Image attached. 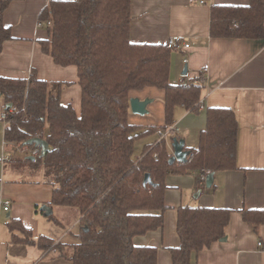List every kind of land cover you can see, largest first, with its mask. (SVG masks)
Wrapping results in <instances>:
<instances>
[{"label": "trees", "instance_id": "1", "mask_svg": "<svg viewBox=\"0 0 264 264\" xmlns=\"http://www.w3.org/2000/svg\"><path fill=\"white\" fill-rule=\"evenodd\" d=\"M10 0H2L0 53L11 30L3 24ZM39 19L52 22L42 51L60 66H76L82 87L81 112L61 102L63 84L0 75L5 100V141L16 149H37L25 143L42 138L49 144L35 160L12 157L19 169L43 177L52 186L48 205L77 208L79 231L72 242H57L10 217L12 242L33 245L72 264H157L155 247L136 246L133 239L163 227L166 177L237 169L238 119L224 107L206 110V127L184 162H170L166 141L148 143L135 157V143L175 123L177 106L197 113L205 82L173 83L171 60L177 50L168 43H136L130 39L131 0H50ZM212 38L250 39L264 43V0L247 5L211 7ZM164 92L161 126L131 123L133 92ZM11 104V108L7 105ZM182 139L180 135L173 137ZM39 149V148H38ZM151 182L144 184L146 175ZM233 210L217 207L178 208L180 245L170 249L171 264H192L194 255L227 236ZM243 220L255 232L264 225V209H243ZM43 213V212H42ZM45 217L60 225L53 213ZM87 227V230H84Z\"/></svg>", "mask_w": 264, "mask_h": 264}, {"label": "crops", "instance_id": "2", "mask_svg": "<svg viewBox=\"0 0 264 264\" xmlns=\"http://www.w3.org/2000/svg\"><path fill=\"white\" fill-rule=\"evenodd\" d=\"M249 1L131 0V41L167 43L169 38L174 37L188 42L189 48L176 50L178 53L172 55L170 78L173 77V83L178 84L192 82L201 76L205 82L201 97L204 107L201 110L193 113L177 106L174 111L175 124L185 145L191 132L198 134L199 144L200 134L206 127V110L210 107L230 108L238 119L237 169L214 172L210 187L206 186V175L199 172L166 177L167 209L163 227L133 239L136 246L157 248V264H171L170 249L180 245L177 218L178 208L184 205L233 210L227 236L194 255L192 264H264V225L255 232L240 212L243 209H264V43L210 36L212 5H247ZM49 2L10 0L2 20L10 28L11 38L2 45L0 75L19 79H29L34 75L39 80L60 82L63 84L61 102L71 105L80 114L82 87L77 67L56 64L51 56L42 51L40 44L41 40L49 37L47 27L38 26L40 14ZM1 4L2 0L0 11ZM185 58L188 59L187 64L183 61ZM205 66L208 68L205 69ZM146 89L132 97L152 100L145 114L152 119L154 113L151 106L156 99L146 95ZM162 103L164 105V96ZM5 104L1 96L0 264H72L65 258L42 252L36 246L12 242V232L7 224L10 217L21 220L33 230L35 237L44 235L57 243L75 240V228L79 226L81 214L74 207H50L60 222L56 225L42 213V206L51 201L52 186L44 183L42 175L13 165L11 159L20 157L19 151L24 153L23 158L30 151L16 149L12 143L5 141L8 123L2 118ZM152 122L143 126H161ZM155 122H160V119ZM156 138V133L146 137L141 146L143 150ZM169 146L172 148V143ZM142 152L135 149V157ZM5 201H10L8 211L4 210Z\"/></svg>", "mask_w": 264, "mask_h": 264}, {"label": "water", "instance_id": "3", "mask_svg": "<svg viewBox=\"0 0 264 264\" xmlns=\"http://www.w3.org/2000/svg\"><path fill=\"white\" fill-rule=\"evenodd\" d=\"M187 73V68H185L184 70V74ZM1 97V94H0ZM152 100L150 99H145V100H141L137 97H132L130 99V109L132 111V113L136 114V115H145L147 114L148 110H147V106L149 103H151ZM8 108H11V104L7 105ZM26 145H34L36 147H38L41 150V156H44L45 153L48 151L49 149V144L47 143V141H45L42 138H32L30 140H28L26 143ZM185 147V140L184 139H177L174 138L172 141V148H173V156L170 159V162H174V161H179V162H184L187 160V157L189 155V152L187 150L184 149ZM213 176H214V172H209L207 173L206 177H205V182H206V186L210 187L213 183ZM151 182V178L150 176L147 174L144 180V184ZM41 211L44 212L45 215L51 214L52 213V209L49 206H42ZM9 216V214H8ZM84 230H87V227H84ZM223 240V239H222Z\"/></svg>", "mask_w": 264, "mask_h": 264}, {"label": "rangeland", "instance_id": "4", "mask_svg": "<svg viewBox=\"0 0 264 264\" xmlns=\"http://www.w3.org/2000/svg\"><path fill=\"white\" fill-rule=\"evenodd\" d=\"M177 53L178 52L175 51L173 53V55L174 54H177ZM171 81L174 82L173 81V77H172ZM145 92H147L146 95H151L152 97H155V99H156L155 103L151 106V109H152V111L154 113V117L152 119H150L149 115H143V116H141V115H134V114L130 113L131 114L130 117H129L130 122L131 123H134V124L136 123V124L147 125L145 123H149V121H153L152 123H160V125H164V123H165L164 114H163V112H164V105L162 103V97L164 96V92L162 90H160V89H157V88H148V89H146ZM136 94H141V93H139V91L138 92L135 91V92L132 93V95H136ZM157 119H160V122H155V120L157 121ZM197 135L198 134L195 133V132L194 133L191 132L189 134L188 140H187V146L188 147L191 146V145L192 146L193 145H197V143H198V141H197L198 140V136ZM145 139L146 138H141V139H139V140L136 141V143H135V149H136L137 152H139V153L142 152L143 148L141 146H142V143H143V141ZM18 156H20L21 158H23L24 153H22V152L19 151L18 152ZM55 215L56 214L54 213V216ZM75 230H77V233H78L79 226L76 227Z\"/></svg>", "mask_w": 264, "mask_h": 264}, {"label": "built area", "instance_id": "5", "mask_svg": "<svg viewBox=\"0 0 264 264\" xmlns=\"http://www.w3.org/2000/svg\"><path fill=\"white\" fill-rule=\"evenodd\" d=\"M51 25H52V22L50 20H48L46 22L39 20V22H38V26L39 27H48V26H51ZM167 43L170 46L175 47L177 50L187 49V48L190 47V44L188 42L178 41L174 37L169 38ZM183 61H184L185 64L188 63V59L187 58H185ZM207 68H208V66H205V69H207ZM198 107H199V110H201L204 107L203 102H202L201 99L198 102ZM2 118H3V120L7 121V119H6L7 115H6L5 112L3 113ZM156 134H157V142L166 141L167 143L170 144L173 141V137H176V136L179 135V128H178L177 124L174 123V124L166 127L165 129H158L156 131ZM40 151L41 150L38 149V148L30 150L29 155H27L26 157L29 158V159H36V157L40 154ZM207 173H209V172H207ZM9 205H10V201L3 202V206H4V210L5 211L9 210ZM259 245H261V243H259Z\"/></svg>", "mask_w": 264, "mask_h": 264}]
</instances>
